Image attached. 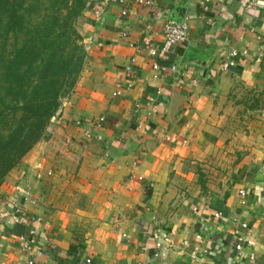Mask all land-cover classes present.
Returning a JSON list of instances; mask_svg holds the SVG:
<instances>
[{"label":"crops","instance_id":"crops-1","mask_svg":"<svg viewBox=\"0 0 264 264\" xmlns=\"http://www.w3.org/2000/svg\"><path fill=\"white\" fill-rule=\"evenodd\" d=\"M86 15L75 88L0 184V264H264V0H94ZM168 19L188 41L152 57ZM239 145L231 173L213 165Z\"/></svg>","mask_w":264,"mask_h":264},{"label":"trees","instance_id":"trees-1","mask_svg":"<svg viewBox=\"0 0 264 264\" xmlns=\"http://www.w3.org/2000/svg\"><path fill=\"white\" fill-rule=\"evenodd\" d=\"M93 5L0 0V184L75 88L87 57L78 24Z\"/></svg>","mask_w":264,"mask_h":264},{"label":"built area","instance_id":"built-area-1","mask_svg":"<svg viewBox=\"0 0 264 264\" xmlns=\"http://www.w3.org/2000/svg\"><path fill=\"white\" fill-rule=\"evenodd\" d=\"M205 3H208L210 0H203ZM138 2L142 5L151 6L155 4V0H138ZM103 9L98 8L94 11V14L96 18H99L102 15ZM127 10H123L122 14H126ZM188 32H189V24L186 20L178 21L173 19H168L164 24V32H163V41L160 49L158 48H151L150 54L152 57L159 56L161 54H167L169 53L170 49L174 47L175 45L184 44L188 41ZM237 57L238 52L237 50L233 49L230 51L227 60L223 63V68L228 69L230 66H234L237 63ZM136 63V57L133 56L130 59V62L125 66V74L128 80L130 81L129 85L131 86L133 84V76H134V65ZM153 69L159 70L160 65L157 61L153 63ZM120 93V86L117 91L114 92V94ZM154 98H150L148 103H153ZM105 120L104 116H101L98 118V122H103ZM185 142V141H184ZM140 179H143V177H139ZM241 195L245 197L247 195V192L242 190ZM25 200H32L31 196L26 193L24 196ZM13 221L15 224H29V221L25 219V208L21 203H15L14 209H13ZM216 217H221L220 212L215 213ZM36 231L34 228H29V236L27 239L23 242V249L29 253H32L34 250L35 245H37V239H36ZM160 246V243L157 244ZM237 249H242V244L237 243L236 244ZM38 253H41L40 250H38ZM29 264H35L34 260H31ZM85 264H93L92 258H86Z\"/></svg>","mask_w":264,"mask_h":264},{"label":"rangeland","instance_id":"rangeland-1","mask_svg":"<svg viewBox=\"0 0 264 264\" xmlns=\"http://www.w3.org/2000/svg\"><path fill=\"white\" fill-rule=\"evenodd\" d=\"M88 19L89 18L87 17V15H84V17L81 19V21L78 24L79 30ZM83 45H84V42H83ZM249 148L251 147L246 146V145L218 147L219 150H222L221 151L222 154H220L219 156L220 158L218 162L215 161L213 165L216 164L220 168V170H223L225 173H231L230 171L233 170L234 166L237 165L239 161H242L243 158L246 156V154L249 153ZM218 155H219V152L217 153V156Z\"/></svg>","mask_w":264,"mask_h":264}]
</instances>
